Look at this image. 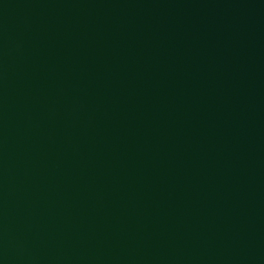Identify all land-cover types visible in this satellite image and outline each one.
<instances>
[{
	"label": "water",
	"instance_id": "1",
	"mask_svg": "<svg viewBox=\"0 0 264 264\" xmlns=\"http://www.w3.org/2000/svg\"><path fill=\"white\" fill-rule=\"evenodd\" d=\"M0 264H264V0H0Z\"/></svg>",
	"mask_w": 264,
	"mask_h": 264
}]
</instances>
